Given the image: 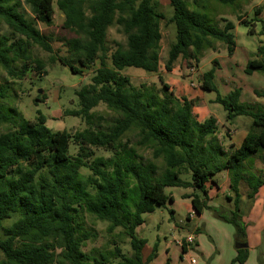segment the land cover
I'll list each match as a JSON object with an SVG mask.
<instances>
[{
    "label": "trees",
    "instance_id": "16d2710c",
    "mask_svg": "<svg viewBox=\"0 0 264 264\" xmlns=\"http://www.w3.org/2000/svg\"><path fill=\"white\" fill-rule=\"evenodd\" d=\"M218 1L233 6L239 0ZM159 2L57 1L64 29L78 36L66 44L79 67L61 57L57 60L75 74L92 69L97 61L100 64L91 83L76 93L79 109L68 112L82 118L88 128L75 134L53 131L41 111L35 120H27L12 110L5 113L0 108V123L8 125L7 131L0 135V233L3 232L0 251L6 259L4 264H150L157 258L158 244L144 261L147 242L137 235V229L145 223L143 216L153 213L156 207L173 203V198L166 194L167 188H193L195 192L184 198L191 199L195 213L201 214L207 208V185L217 184L214 178L223 170L230 174L236 209L229 216L214 212L235 228L237 243L247 244L237 206L242 183L249 188V200L264 184L262 179L254 181L244 174L245 167L264 151V107L241 103L239 89L226 98L217 96L215 102L224 107L228 122L241 116L252 119L241 147L225 152L211 139L218 130L217 119L210 117L203 123L196 120L192 100L178 98L166 83L162 96L147 86L142 90L134 87L122 73L126 68L149 73H158L160 69L161 22L166 15ZM25 4L30 8L32 20L22 10L20 0H0V20L9 29L7 35L0 37V67L15 80L25 79L33 64L36 74L42 76L45 63L32 60L34 47L48 53L53 51L49 38L35 22L48 27L54 24V0H26ZM170 5L174 13L167 22L176 26V42L165 64L168 72L173 71L181 57L199 63V56L212 49L214 41L225 43L229 54L235 51L233 22L227 21L224 29H218L208 23L206 14L191 11L186 0H170ZM255 21L262 24L264 36V20ZM242 24L251 26L245 20ZM113 26L120 27L126 35V45H116L109 66L107 37ZM258 54L264 55V47L258 49ZM18 64L20 69L16 68ZM245 72L264 76V57L250 60ZM215 73L213 68L203 75L204 89L216 91ZM9 90L10 86H0V100L8 98ZM255 94L264 97V91ZM101 104L118 118L110 127L94 130L93 110ZM132 130L140 133L143 146L153 149L155 160H164L166 170L161 177L154 176L157 170L154 163L144 165L137 150L124 142ZM71 144L77 147L75 156L69 154ZM95 149L104 150L111 157H97ZM83 169L89 172L87 177ZM185 173L190 174V180L183 179ZM197 190L201 195L196 194ZM83 212L109 223V233L123 229L134 256L117 246L112 255L85 253L84 246L91 235L78 221ZM11 220L12 225L5 227L4 223ZM247 258V249L238 250L231 264H244Z\"/></svg>",
    "mask_w": 264,
    "mask_h": 264
},
{
    "label": "rangeland",
    "instance_id": "374dc122",
    "mask_svg": "<svg viewBox=\"0 0 264 264\" xmlns=\"http://www.w3.org/2000/svg\"><path fill=\"white\" fill-rule=\"evenodd\" d=\"M20 1L23 4L22 10L32 20L30 8L25 4L26 0ZM57 1L54 0L53 4L55 16L52 26L48 27L40 22H35L37 28L49 38L48 40L53 49L52 53H48L39 47H34L31 52L32 60L39 59L45 63V70L41 72L42 76L37 75L34 71L36 64L32 65V71H29L23 80H15L0 67V86H10L8 98L0 100V108L5 113L7 109L12 110L13 113L27 120H35L38 111H41L47 117V126L51 130H66L71 134H75L84 131L88 126L82 118L68 115V112L79 109L76 93L85 85L91 83L94 72L99 68L100 64L97 61L92 69H82V74H75L72 73L70 68L63 66L57 60L61 57L66 59L67 62L76 63V58L72 55L69 45L67 46L66 43L68 40L78 37L76 33L64 29V17L57 7ZM186 1L191 11L206 14L208 17L207 21L211 26L224 29L227 21L235 24V51L229 54L228 46L225 43L214 41L213 48L207 49L199 56V63L196 59H184L181 57L175 62L173 71L168 72L165 69V64L168 61L170 48L176 42V26L167 22L174 13L170 0H160V10L166 15V20L161 22L163 41L159 54V72L149 73L139 68H126L122 73L131 79L132 85L137 89L142 90L143 86H147L162 96L164 92L163 83H166L170 88H173V90L171 88L172 92H176L179 97H186L192 100L195 105L194 115L196 120L205 122L210 117L216 118L218 130L211 139L219 145L223 144L225 149L231 152V146L234 143H240L243 135L249 132L252 119L241 116L232 122H228L227 112L224 107L215 101L218 95L226 98L234 90L239 89L241 90V103L260 104L264 107V97L260 98L255 94V91H264V76L258 72L252 75H248L245 72L250 60L264 57V55L258 54V49L264 47L262 24L255 21L264 20V0H239L233 6H225L218 0H198L197 4L194 3V0ZM257 11L262 12L257 15ZM244 20L249 22L251 26L245 27L242 24ZM8 32L9 29L0 20V37L7 35ZM117 44L125 46L126 35L121 32L120 27L113 26L109 29L107 37V48L109 51L107 62L109 66L111 65L110 55L114 52ZM75 65L79 67L77 64ZM16 68L20 69L21 65L18 64ZM213 68L216 69L215 78L213 79L216 91L211 88L204 89L202 85L203 75ZM39 96H45L46 99L43 100ZM38 98L40 101H37ZM93 113L94 118L91 126L94 130L106 129L118 118L115 112L109 110L103 104L94 109ZM7 129V124L0 123V135L5 133ZM140 140V133L137 130H132L126 135L124 142L129 147L137 150L144 165L154 163L157 167L154 176L156 178L161 177L166 170L164 160H155L153 149L143 146ZM69 154L72 156L77 154V147L73 144L70 146ZM95 155L97 157H111L110 153L101 149H95ZM225 159L224 157L223 160ZM263 159L264 151L245 167V171L252 170L256 163L257 173L262 176L250 174L248 176L250 179H254V181L264 180ZM260 167H262V172H260ZM82 173L86 177L89 174L84 169ZM190 177V174L185 173L183 179L190 180ZM214 179L219 185L223 186L222 184L229 179L228 171L223 170ZM244 186L246 187V185ZM193 192H195L193 188H167L166 194L173 198V203L169 202L166 206L156 207L153 213L143 216L145 223L137 229V235L147 242L144 251L145 257L158 244L159 258L152 264H166L168 259H171L173 264H181L182 251L179 243L191 234L188 231L189 229H185L184 226L188 221L192 220L189 217L193 215L196 217L191 199L184 198V195H189ZM196 194L201 195L198 190ZM214 202L224 208L217 209L223 215L229 216L230 212L234 211L229 209V202L223 194H220L219 198ZM217 210L213 209L210 212L211 216L215 217L214 219L217 218L214 212ZM217 219L221 225L232 227L225 221ZM78 221L90 231L91 236L83 250L88 255L98 256L101 252H107L112 255L116 246L120 247L125 254L134 255L130 240L126 237L123 229L118 228L115 232L109 233V223L102 222L86 212L80 214ZM12 223L13 220L5 222L4 226L9 227ZM192 224L194 225V222ZM0 237H3V232L0 233ZM189 256L191 257V255ZM5 260L4 254L0 251V264H4Z\"/></svg>",
    "mask_w": 264,
    "mask_h": 264
},
{
    "label": "crops",
    "instance_id": "0c3cea01",
    "mask_svg": "<svg viewBox=\"0 0 264 264\" xmlns=\"http://www.w3.org/2000/svg\"><path fill=\"white\" fill-rule=\"evenodd\" d=\"M162 41L163 38L161 40V47ZM175 95L178 98H183L179 97L176 92ZM247 135L248 133L243 135V139L240 143H234L233 146H231V152H234L241 147ZM220 146L225 150V152H228V149H225L223 144H220ZM261 169L262 167H260V172H262ZM257 172V165L255 163L253 169H249L244 172V174L248 177L250 174L257 175ZM228 175L229 179L222 184L223 186L219 185L217 182V184L209 183L207 185V208L204 209L201 214L196 213V217H194V215L193 217H189L193 221H188V223L185 224L184 228L189 229L188 231L191 233L190 236H195V245L188 248L187 245L184 244L185 247L183 248L184 245L181 246V243H184L183 241H185L186 238L180 241L179 245L182 251V256L180 257L181 264H231L238 256V250L236 249L237 242L235 240V228L231 224L229 226L232 227L221 225V223H218V219H214L215 217L213 218L210 214L212 209H224L222 206L217 205L214 202L219 198L220 194H223L229 202L230 210L235 211L236 209V200L235 195L231 191L229 172ZM258 175L262 177L261 174ZM244 185L246 184H241L240 198L237 206L243 218L245 233L247 236L246 243L248 245V258L244 264H264V184L259 188L257 194L252 200L247 198L249 188L246 185V189ZM192 222H194V225ZM145 249L146 246L143 250L144 261H146L151 254L150 253L147 257H145ZM189 255H191V257ZM158 258L159 256L157 253V258L154 261L158 260ZM193 260H195V263L192 262ZM154 261L150 264L154 263ZM172 262L173 261H171V259H168L166 264H173Z\"/></svg>",
    "mask_w": 264,
    "mask_h": 264
},
{
    "label": "built area",
    "instance_id": "2783aa9c",
    "mask_svg": "<svg viewBox=\"0 0 264 264\" xmlns=\"http://www.w3.org/2000/svg\"><path fill=\"white\" fill-rule=\"evenodd\" d=\"M184 244L187 245L188 248L193 247L195 245V237L193 235L187 237L184 243H181V246H183ZM192 262L195 263V260H193Z\"/></svg>",
    "mask_w": 264,
    "mask_h": 264
},
{
    "label": "water",
    "instance_id": "95a60500",
    "mask_svg": "<svg viewBox=\"0 0 264 264\" xmlns=\"http://www.w3.org/2000/svg\"><path fill=\"white\" fill-rule=\"evenodd\" d=\"M41 93V92H40ZM248 245L247 244H241V243H237L236 244V249L237 250H242V249H247Z\"/></svg>",
    "mask_w": 264,
    "mask_h": 264
}]
</instances>
